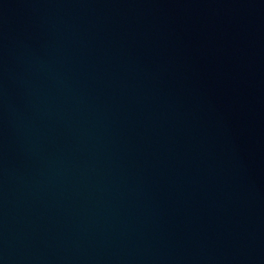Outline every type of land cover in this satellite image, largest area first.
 Instances as JSON below:
<instances>
[{
  "label": "water",
  "instance_id": "95a60500",
  "mask_svg": "<svg viewBox=\"0 0 264 264\" xmlns=\"http://www.w3.org/2000/svg\"><path fill=\"white\" fill-rule=\"evenodd\" d=\"M0 264H264V0H0Z\"/></svg>",
  "mask_w": 264,
  "mask_h": 264
}]
</instances>
